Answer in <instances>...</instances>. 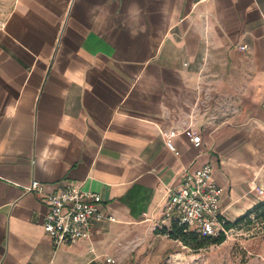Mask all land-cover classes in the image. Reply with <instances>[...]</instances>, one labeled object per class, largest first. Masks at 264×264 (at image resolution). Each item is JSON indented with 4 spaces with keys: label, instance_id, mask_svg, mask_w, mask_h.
Masks as SVG:
<instances>
[{
    "label": "crops",
    "instance_id": "crops-1",
    "mask_svg": "<svg viewBox=\"0 0 264 264\" xmlns=\"http://www.w3.org/2000/svg\"><path fill=\"white\" fill-rule=\"evenodd\" d=\"M203 164L236 237L257 228L264 0H15L0 24V264H264L262 227L234 238L233 260L160 231L166 187ZM32 180L96 192L115 219L55 245Z\"/></svg>",
    "mask_w": 264,
    "mask_h": 264
},
{
    "label": "built area",
    "instance_id": "built-area-1",
    "mask_svg": "<svg viewBox=\"0 0 264 264\" xmlns=\"http://www.w3.org/2000/svg\"><path fill=\"white\" fill-rule=\"evenodd\" d=\"M173 135L175 131H169L163 134V138L166 146L177 154L169 140ZM191 141L198 145L199 134L193 135ZM210 175V165L203 164L192 173L185 172L177 188L166 187L162 202L165 225L175 223L183 226L184 230L195 229L212 237L223 235L226 238L229 234L236 233L234 226L226 225L229 219L221 206L222 187L212 181ZM26 189L44 197L47 210L41 224L43 231L51 237L55 245L88 239L93 222L115 219L102 209V199L98 193L84 190L78 185H63L47 194L42 192L39 181L32 180ZM144 215L148 217L147 214ZM106 261L113 260L108 257Z\"/></svg>",
    "mask_w": 264,
    "mask_h": 264
},
{
    "label": "trees",
    "instance_id": "trees-1",
    "mask_svg": "<svg viewBox=\"0 0 264 264\" xmlns=\"http://www.w3.org/2000/svg\"><path fill=\"white\" fill-rule=\"evenodd\" d=\"M252 212H255L261 218H264V199L260 201L253 207ZM248 215L244 216L242 219H246ZM238 220L235 222H227V226H234ZM162 233H166L169 237L180 240L184 245L197 250L202 247H206L210 244H218L224 240L223 235L212 237L208 235L201 234L195 229L184 230L183 226H179L175 223H171L168 229L161 228Z\"/></svg>",
    "mask_w": 264,
    "mask_h": 264
},
{
    "label": "rangeland",
    "instance_id": "rangeland-1",
    "mask_svg": "<svg viewBox=\"0 0 264 264\" xmlns=\"http://www.w3.org/2000/svg\"><path fill=\"white\" fill-rule=\"evenodd\" d=\"M14 2H15V0H0V24L2 22H4L6 16L10 12V10L12 9ZM246 227H248V226H246ZM253 227H257V228H255V229L250 228V231L244 230L242 232L243 234L240 236H237V237H239V238L241 237L242 239H247L249 237H252L255 234L254 232L258 231L257 230L258 227H262V230H264V218H260V221L257 222V225L253 224ZM236 233L229 234L230 236H228L226 238L223 236L224 240L227 239L229 243H222L224 240L220 242V260H221L222 256H224V255H222L224 253V249L226 251H229L228 257L231 260H233L234 257L238 258V256L236 254L241 253V251L243 250V249H241L242 247L239 245V242L236 239H234V238H237ZM260 236L264 237V233L261 234ZM211 245H216V244H210L208 246H211ZM244 256H245V258H244ZM250 256H252V255L249 254L246 256L245 254H242L241 255V261L244 262V259L246 261L250 260ZM173 260L174 259H172V261Z\"/></svg>",
    "mask_w": 264,
    "mask_h": 264
}]
</instances>
